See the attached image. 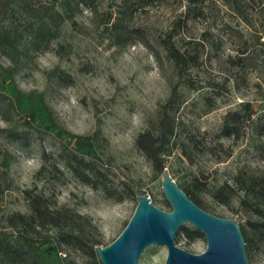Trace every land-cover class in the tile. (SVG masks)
I'll use <instances>...</instances> for the list:
<instances>
[{"label": "rangeland", "instance_id": "374dc122", "mask_svg": "<svg viewBox=\"0 0 264 264\" xmlns=\"http://www.w3.org/2000/svg\"><path fill=\"white\" fill-rule=\"evenodd\" d=\"M123 1L99 0L96 14L79 6L73 22H65L57 37L42 51L30 55L15 74L23 92L46 93L57 122L67 131L88 135L100 126L105 147L98 165L120 199L91 189L58 163V153L68 148L64 141L35 132L28 135L26 145L11 141L6 130L12 126L4 120L11 115L0 112V148L15 157L9 170V187L1 194L0 214L28 212L22 191L42 190L57 207L72 208L90 219L96 226L92 237L99 240V246L108 245L119 235L134 211L138 195L147 194L157 208L170 211L162 193V171L152 169L135 148L134 139L148 122H156L158 106L173 86L182 104L164 168L178 186L194 175L212 189L223 182L231 183L238 171L253 176L264 174V0L251 2L242 15L219 0L203 4L197 15L185 12L184 0L138 4L127 17V24L138 29L142 38L132 37L127 44L118 45L100 26L99 14L109 7L117 10ZM10 11L12 7L0 0V17H8ZM21 14L22 10L16 8L14 15L19 18ZM177 19L176 46L197 58L185 79L177 76L159 44ZM0 63L11 65L1 53ZM55 67L62 71V79L47 78L46 73ZM243 102L253 107L251 121L241 125L237 139L218 138L225 114ZM14 127L22 131L17 122ZM189 137L194 139V146L187 144ZM44 162L48 170L37 175ZM199 198L214 215L241 218L239 192L230 208L212 201L208 194ZM193 228L185 223L178 229L175 243L198 254L204 251L206 241L204 236L188 240L184 230ZM66 252L78 264L92 262L77 251ZM165 258L166 248L152 244L142 252L138 264H164ZM246 258L248 264H264V245Z\"/></svg>", "mask_w": 264, "mask_h": 264}, {"label": "trees", "instance_id": "16d2710c", "mask_svg": "<svg viewBox=\"0 0 264 264\" xmlns=\"http://www.w3.org/2000/svg\"><path fill=\"white\" fill-rule=\"evenodd\" d=\"M2 1L4 6L12 7L8 17H0V53L11 63L9 67L0 63V112L7 111L11 115V118L4 120L12 126V129L6 130V137L14 143L22 141L26 145L29 143L28 135L35 132L64 141L68 148L58 153V163L64 164L71 176L91 189L100 190L109 198L120 199L98 165L105 147L100 126L88 135L67 131L57 122L45 92L25 93L15 81L18 66L23 65L30 55L46 48L57 37L65 22H73L79 6L87 7L96 14L99 0H55L56 3L48 5H36L32 0ZM162 1L124 0L117 10L109 7L99 14L100 26L111 34L116 44L125 45L132 37L142 38L138 29L130 28L127 24V17L131 15L133 7ZM212 1L184 0L185 12L197 15L201 13L203 4ZM219 1L224 7L242 15L246 6L254 0ZM16 8L22 10V17L14 15ZM179 23L180 19H177L159 39V44L172 61L177 76L185 79L187 71L197 64V58L176 46L174 34ZM261 44L264 45V41ZM46 74L48 79L63 77L58 67ZM181 104L176 87L173 86L168 98L158 106L156 122H148L134 139L135 148L155 171H162L165 167V157L169 155L170 143L177 133L176 114ZM252 112L253 107L249 102H243L238 109L228 111L221 123L218 138L237 139L241 125L251 121ZM16 122L22 131L14 127ZM193 141L192 137L186 140L191 146L195 144ZM14 159L11 152L0 148V200L1 194L9 187V170ZM47 170L44 162L37 175L45 174ZM179 187L198 207L209 213L213 210L199 198L201 194H208L212 201L230 208L237 193H241L243 213L237 222L244 238L246 256L264 245V174L253 176L238 171L231 183L223 182L212 189H208L206 182L194 175ZM34 190L22 191L28 203V212L0 214V264H78L70 258L67 249L89 258L91 264H101L96 254V247L100 243L92 237L96 231L92 221L72 208L57 207L42 190ZM165 203L171 210L167 201ZM184 234L188 240L203 236L194 228L185 229Z\"/></svg>", "mask_w": 264, "mask_h": 264}, {"label": "water", "instance_id": "95a60500", "mask_svg": "<svg viewBox=\"0 0 264 264\" xmlns=\"http://www.w3.org/2000/svg\"><path fill=\"white\" fill-rule=\"evenodd\" d=\"M161 188L171 210L157 208L147 194L138 195L134 211L119 235L108 245L96 247L101 264H138L142 252L152 244L166 248L164 264H248L236 219L198 207L166 168L162 170ZM185 223L204 236L203 252L190 253L176 245V233Z\"/></svg>", "mask_w": 264, "mask_h": 264}]
</instances>
